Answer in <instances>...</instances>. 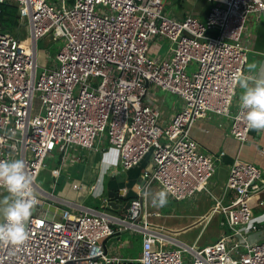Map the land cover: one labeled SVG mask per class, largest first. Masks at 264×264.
Listing matches in <instances>:
<instances>
[{
  "label": "built area",
  "instance_id": "obj_1",
  "mask_svg": "<svg viewBox=\"0 0 264 264\" xmlns=\"http://www.w3.org/2000/svg\"><path fill=\"white\" fill-rule=\"evenodd\" d=\"M210 1L203 20L171 15L164 0H0L16 2L18 19L28 27L21 38L0 21V160H24L38 201L28 241L20 248L0 244V264H264V237L251 240L244 230L259 226L250 198L264 188V178L253 162L236 158L229 167L230 200L217 202L225 217L215 240L177 242L148 218L144 193L154 183L174 199L210 191L224 152L200 147L191 133L196 119L226 115L240 140L250 131L244 112L232 109L234 76L247 75L243 33L264 0ZM45 36L63 44L39 71L38 40ZM164 37L171 41L167 53L151 55L150 41ZM158 89L182 98L168 120ZM36 91L41 109L34 112ZM106 146L119 150L123 169L151 152L152 167L143 172L128 211H43L47 192L37 179L47 158L58 150L64 162L78 148ZM73 187L81 193L93 188L82 182ZM127 230L143 234L141 253H110L106 238Z\"/></svg>",
  "mask_w": 264,
  "mask_h": 264
},
{
  "label": "crops",
  "instance_id": "obj_2",
  "mask_svg": "<svg viewBox=\"0 0 264 264\" xmlns=\"http://www.w3.org/2000/svg\"><path fill=\"white\" fill-rule=\"evenodd\" d=\"M164 1L166 10L171 15L185 17L190 14L203 20L206 19L212 5L210 0ZM164 38H159L156 41H162ZM243 41L247 51L245 73L247 75H255L259 67L264 66V10L250 13L243 33ZM253 63L257 65V70L249 72V65ZM242 91L238 87L237 95L232 105L234 111L238 108L239 96ZM157 102L163 109V118L168 120L176 110L180 109L182 98L178 95V98L175 99L171 93H163L157 96ZM230 122L228 116L212 113L210 116L196 119L191 129L192 136L198 141L203 150L214 154L224 152L221 159L217 162L215 175L210 182V191L206 192L212 194L216 202L221 200L222 203L226 204L229 202L231 194L226 191L229 167L236 158L255 163L261 168L264 178V131L250 130L247 139L240 140L230 133ZM76 154H78L76 157L70 156L67 160L61 162L60 152L56 150L53 156L47 158L49 162L48 166L51 167V176L53 177V180L49 179L47 181L51 188H47L37 179L38 185L43 191L47 192L42 196V200L44 201L43 211L52 212L54 210L60 211L62 208H68L72 211L79 212L81 209H95L123 215L126 212L121 207L117 209L112 204H106L109 193L111 191L116 192L113 199L119 204L124 205L127 200L137 196L139 187L143 184L142 174L145 169L151 168L153 164L151 153H147L137 165L129 169H123L120 163V152L115 146H106L104 149L98 150L81 147L77 149ZM105 154H107L108 161L115 160L116 165L109 169L108 175L103 177L104 191L97 198L94 195L96 191L95 186L100 180L101 161ZM89 164L94 165V171L90 175L85 173V179L83 181H79L78 177L73 176L75 167L81 168L85 165L84 167L87 169ZM88 177L89 180H92L91 183H86ZM106 178H109V180L107 181ZM74 182H83L90 187L93 186V188L91 191L87 189V192L81 193V189L73 187ZM159 190L158 184L154 183L149 187L148 192L155 193ZM224 193L226 194L224 195ZM169 197L172 198L171 196ZM151 199V196L146 197L147 208L152 212L148 215L152 225L161 233H165L163 231L169 229L171 231L169 233L172 234L168 236L175 238L177 242L186 243L176 237L175 234L179 230L176 229L177 232L174 233L175 228H168L167 224L160 220L164 215L162 211L163 207H153ZM250 206L253 211L252 219L259 226L257 229H251L246 226L244 230L248 233L251 240H259L264 237V188L250 198ZM207 212L202 213L199 218L202 219V216ZM128 231L131 230L120 231L106 238V246L110 253L120 254L118 246H124L129 249L125 254L122 251L124 255H120L123 256H138L141 253L143 234L131 231V233H137L135 244H132Z\"/></svg>",
  "mask_w": 264,
  "mask_h": 264
},
{
  "label": "clouds",
  "instance_id": "obj_3",
  "mask_svg": "<svg viewBox=\"0 0 264 264\" xmlns=\"http://www.w3.org/2000/svg\"><path fill=\"white\" fill-rule=\"evenodd\" d=\"M257 70L255 63L249 65V72ZM235 83L243 91L239 96V109L244 112V119L249 130L264 131V66L259 67L255 75L239 73L234 76ZM116 161H108L107 154L102 158L100 180L95 186L94 195L98 198L103 194V177ZM34 179L26 171L23 159L0 160V187L8 195L0 200V244L16 248L23 247L29 239L27 228L30 217L37 205V197L33 188ZM151 196L153 207L162 208L168 203V191L159 190L155 193L145 192ZM135 203V202H134Z\"/></svg>",
  "mask_w": 264,
  "mask_h": 264
},
{
  "label": "rangeland",
  "instance_id": "obj_4",
  "mask_svg": "<svg viewBox=\"0 0 264 264\" xmlns=\"http://www.w3.org/2000/svg\"><path fill=\"white\" fill-rule=\"evenodd\" d=\"M7 30L9 32H12L17 37L21 38H24L28 35L27 24L25 22L21 23L19 19L18 23L13 28H7ZM211 34L215 35L216 32H212ZM62 44L63 41L59 39L55 40L50 36H45L38 40L39 71L42 69L43 66L49 65V62L51 60L50 57H55ZM170 44L171 41L168 38H164L162 41H150V54L164 55L165 52L169 49ZM195 67L196 63L195 61H193L192 64L189 66L188 70L191 71ZM154 93L156 96L162 95L163 93H171V95H173L175 99L178 98L177 94L165 91L163 89H158ZM34 103V112H37L41 109V99L39 97V91H36L35 93ZM46 163L47 164L40 171L38 181L47 188H51L49 182H47L49 179L53 180V177L51 176V167L48 166V159L46 160ZM84 166H82L81 168L75 167V172L73 176L78 177L79 181H83V179H85V173L90 175L94 171V165L89 164L87 169H85ZM106 180L108 181L109 178H106ZM91 181L92 180H89V177L88 179H86V183H91ZM7 195L8 193L6 192V190L0 187V200H2ZM216 205L217 202L215 197L206 191H201L196 196L185 199H172L169 197L167 205L162 208L164 215L160 218V220L163 223H166L168 228H175V231H173L174 233L179 230V232L175 234L178 239L189 244L195 243L203 245L207 242L215 240L223 230L220 224V220L221 218H224L225 215L223 213L218 212L217 214H214V212L211 213L212 207ZM205 211L208 212L202 216V219H200V215ZM3 219V215L0 214V222H2ZM164 231L168 233L171 232L169 229ZM128 235L131 240V243L135 244V238H137V233H131V231H128ZM118 250L120 251V254H123V252L125 254L126 251H129V249L124 246H118Z\"/></svg>",
  "mask_w": 264,
  "mask_h": 264
},
{
  "label": "trees",
  "instance_id": "obj_5",
  "mask_svg": "<svg viewBox=\"0 0 264 264\" xmlns=\"http://www.w3.org/2000/svg\"><path fill=\"white\" fill-rule=\"evenodd\" d=\"M18 5L16 2L0 3V21L7 28H13L18 23Z\"/></svg>",
  "mask_w": 264,
  "mask_h": 264
},
{
  "label": "water",
  "instance_id": "obj_6",
  "mask_svg": "<svg viewBox=\"0 0 264 264\" xmlns=\"http://www.w3.org/2000/svg\"><path fill=\"white\" fill-rule=\"evenodd\" d=\"M115 193L114 191H111L109 193V197L111 198L110 199V204H112L113 206H115V208L119 209L120 207L123 209L124 212H127L128 211V207L130 206V203H131V199L130 200H127L126 203L124 205L122 204H119L118 202H116L113 198L115 196Z\"/></svg>",
  "mask_w": 264,
  "mask_h": 264
},
{
  "label": "bare ground",
  "instance_id": "obj_7",
  "mask_svg": "<svg viewBox=\"0 0 264 264\" xmlns=\"http://www.w3.org/2000/svg\"><path fill=\"white\" fill-rule=\"evenodd\" d=\"M219 209H220V207L219 206H214V207H212V210H211V213L212 212H214V213H217V212H219ZM211 213H210V215H211ZM209 215V216H210ZM163 232H165V231H163ZM165 236L166 235H171L170 233H168V232H165V233H163Z\"/></svg>",
  "mask_w": 264,
  "mask_h": 264
}]
</instances>
